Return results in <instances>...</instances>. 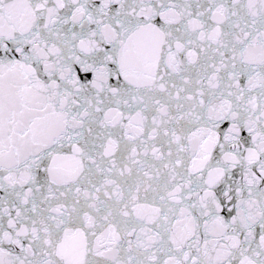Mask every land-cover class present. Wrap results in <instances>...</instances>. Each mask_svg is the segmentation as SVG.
I'll return each instance as SVG.
<instances>
[{
  "label": "snow or ice",
  "instance_id": "snow-or-ice-1",
  "mask_svg": "<svg viewBox=\"0 0 264 264\" xmlns=\"http://www.w3.org/2000/svg\"><path fill=\"white\" fill-rule=\"evenodd\" d=\"M0 264H264V0H0Z\"/></svg>",
  "mask_w": 264,
  "mask_h": 264
}]
</instances>
